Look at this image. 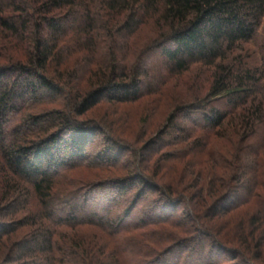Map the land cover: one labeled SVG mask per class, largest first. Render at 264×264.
<instances>
[{
  "label": "trees",
  "instance_id": "1",
  "mask_svg": "<svg viewBox=\"0 0 264 264\" xmlns=\"http://www.w3.org/2000/svg\"><path fill=\"white\" fill-rule=\"evenodd\" d=\"M262 262L264 0H0V264Z\"/></svg>",
  "mask_w": 264,
  "mask_h": 264
},
{
  "label": "rangeland",
  "instance_id": "2",
  "mask_svg": "<svg viewBox=\"0 0 264 264\" xmlns=\"http://www.w3.org/2000/svg\"><path fill=\"white\" fill-rule=\"evenodd\" d=\"M147 33V30H145V34ZM147 105H151V102L144 100L135 102V103H131V104H120V103H115V104H101L100 106L98 105L95 108V112L93 113V115L95 114V116H100V115H104L106 113H109V116L112 117V119L117 118V117H121L123 120L127 118V125L129 126V129H127L126 134L128 135L127 137H129L131 140H135L136 137L135 135H144V138L142 139H146L147 137H149L150 135H153L154 131L156 130L157 126H159V124L165 120L166 115L168 114L169 110L167 107H165L164 105H158V106H153L152 107V115L149 116V118H144L145 116V112H147ZM99 108L100 112L99 114H97L96 109ZM107 115V114H106ZM94 116V117H95ZM88 116H82V119H86ZM125 121V120H124ZM132 126V127H131ZM140 140H136L137 144L139 143ZM208 165L204 164L202 169H205ZM99 170V169H98ZM98 170H93L91 171H87L83 168H77L75 170H72L71 172H69L68 174H66L65 176H67L68 178H71L72 176H76V177H88V175H95V173ZM100 172V171H98ZM106 172H100V175H106ZM239 214L235 215H241L244 217H247V213L245 212H238ZM258 238V236H257ZM262 264H264V262H262Z\"/></svg>",
  "mask_w": 264,
  "mask_h": 264
}]
</instances>
